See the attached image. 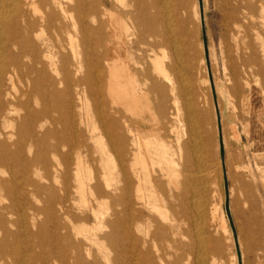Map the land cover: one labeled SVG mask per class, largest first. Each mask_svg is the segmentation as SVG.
I'll return each mask as SVG.
<instances>
[{"label":"bare ground","instance_id":"bare-ground-1","mask_svg":"<svg viewBox=\"0 0 264 264\" xmlns=\"http://www.w3.org/2000/svg\"><path fill=\"white\" fill-rule=\"evenodd\" d=\"M222 4L225 105L245 111L262 22L250 2ZM188 6L0 0V264H222L221 206L207 217L222 172L205 170L213 120Z\"/></svg>","mask_w":264,"mask_h":264},{"label":"rangeland","instance_id":"rangeland-1","mask_svg":"<svg viewBox=\"0 0 264 264\" xmlns=\"http://www.w3.org/2000/svg\"><path fill=\"white\" fill-rule=\"evenodd\" d=\"M187 1L190 30L195 27L194 14L197 12L200 17L199 32L195 37L191 36L190 41L198 47L194 54L196 82L199 86L203 80L208 83V112L213 120V137L207 141L206 147L210 161L205 170L219 168L222 172L220 192L211 196L207 215L210 218L211 209L219 205L226 219L228 233L223 234L216 218L217 236L225 239L222 245L229 246L220 262L264 264V54L259 55L262 75L257 77L254 74L248 78L252 88L250 93L244 88L250 98L248 108L243 111L244 103L240 97L226 106L224 89L228 91L231 83L223 59L225 16L222 9L225 5L222 4L223 0ZM245 1L253 4V13L262 22L257 32L264 43V0ZM251 38L254 42L255 32H251ZM255 72H258L257 68ZM198 98L197 108L205 109L203 97ZM91 105L90 102L89 109ZM206 128L211 129L209 125ZM93 156L98 158L95 154ZM14 171L16 175L13 181L20 186L23 173L21 170ZM48 173L52 180V170ZM0 177L9 179V173L0 170ZM211 178L213 185L210 187L214 189V175ZM70 183L72 186L75 184L72 173ZM239 230L242 232L239 233Z\"/></svg>","mask_w":264,"mask_h":264}]
</instances>
